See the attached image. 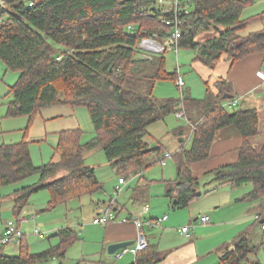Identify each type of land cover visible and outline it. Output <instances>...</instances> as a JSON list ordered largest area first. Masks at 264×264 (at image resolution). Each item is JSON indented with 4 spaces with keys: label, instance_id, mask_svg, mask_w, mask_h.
I'll return each mask as SVG.
<instances>
[{
    "label": "trees",
    "instance_id": "1",
    "mask_svg": "<svg viewBox=\"0 0 264 264\" xmlns=\"http://www.w3.org/2000/svg\"><path fill=\"white\" fill-rule=\"evenodd\" d=\"M179 1L178 15L183 23L179 48L194 50V60L214 69L224 55L236 62L264 52V28L241 34L251 22L264 18V12L243 18L245 8L256 0ZM174 21L173 5L160 0H0V58L9 70L19 72L10 91L13 99L8 116H29L32 122L45 108L82 105L89 109L95 129V137L87 143L82 142V129L62 130L55 148L59 160L41 166L34 163L26 141L0 145V203L4 186L33 174H39V183L15 191L19 210L43 189L51 194L52 208L100 191L95 169L85 164V152L96 148L105 151L126 182L141 175L165 157L162 145L159 151L146 152L151 147L146 139L149 127L171 112L185 110L187 116L198 113L199 119L192 124L191 147L175 155L178 185L189 184L176 206H188L201 195L194 193L199 179L193 177L191 167L210 157L220 130L232 127L243 137L239 160L212 174L223 184H251L253 189L243 199L255 202L256 213L264 215V145L259 149L254 142L261 133L258 110L229 111L232 108L223 105L221 94L215 95L209 87L203 99L193 97L185 86L181 100L168 98L158 103L156 84L177 82L179 77L178 70H167L168 50L152 59L134 60L144 37L158 33L162 44H170ZM129 25L135 26L134 32ZM210 31L215 35L199 38ZM153 153L157 159L148 164ZM172 191L167 194L171 196ZM248 233L226 248L218 264H260L250 259L258 247L249 244ZM58 235L57 246L40 253H30L22 244L19 254L8 255L1 247L0 264H37L56 256L63 259L78 235L70 227L62 228ZM152 251L150 245L147 253ZM152 255L140 258L137 264H156L157 255Z\"/></svg>",
    "mask_w": 264,
    "mask_h": 264
},
{
    "label": "rangeland",
    "instance_id": "2",
    "mask_svg": "<svg viewBox=\"0 0 264 264\" xmlns=\"http://www.w3.org/2000/svg\"><path fill=\"white\" fill-rule=\"evenodd\" d=\"M172 2L173 0H165L164 3L172 4ZM263 12L264 0H256L252 5L245 8L243 18L247 19ZM263 28L264 18H261L251 22L241 34L246 35L250 32L260 31ZM213 35H215V32L210 31L202 34L199 38L206 39ZM159 38L158 33L153 37L142 38L139 43L140 52H144L141 48L144 40L151 39L161 43L162 41ZM144 53L149 55L151 59L153 55L159 54L157 51L149 50H145ZM195 57L196 52L192 49L179 48L178 53L169 50L166 53L167 70L174 72L179 67L180 73L184 77L186 88L191 89L193 97L200 99L206 95L207 87L197 71L194 70L193 62ZM18 79L19 72L9 70L0 58V145L26 141L34 163L37 166H41L59 160L58 155L55 154V148L58 145L59 133L62 130L82 129L83 143H87L95 137V129L89 109L82 105H57L45 108L35 115L32 122H30L29 116L9 117L8 107L13 99L10 91ZM156 86L154 96L158 103L164 101L163 98L165 96L178 100L183 98L181 90L175 81H159ZM240 108L241 103L228 110L233 111ZM189 117L190 115L178 118L176 112H171L166 116L165 122H159L158 126H156L158 127L157 132L155 131V123L149 127L151 133L157 134L155 138L162 143L164 153L169 152L172 156L166 159L167 164L165 166L159 162L145 170L141 175L142 177L135 175L129 178L126 184L122 185L123 190L117 198L115 196V188L116 185H119L120 174L112 167L102 148L85 152V164L95 169L102 185V189L94 194L70 198L52 208L49 203L51 194L48 190L43 189L34 193L30 197L28 204L19 210L20 207L16 206L15 197L17 193L15 191L23 186H35V184L40 182L39 174H33L21 182L4 186L1 191L3 197L0 203V235L3 234L4 227L9 220L19 222L23 216L28 217L29 220L27 222H19L25 235L23 244L30 253H40L57 246L61 240L58 235L59 231L62 228L70 227L76 231L78 239L70 245L62 261L70 262L69 264L79 263L84 258L82 255L83 239L87 241V247L95 245L94 238L98 234V229L94 226V219L98 217L99 208H105L116 200V205L120 209L122 208L118 213L119 218L120 216L128 215L130 212L142 209L141 206L143 207L144 202H150V199L161 196V194L164 195L166 184L163 180H172L177 177V162L174 157L176 149L179 146H182L183 149L191 147L192 126ZM173 127L176 130H182V137L171 131ZM146 139L150 144H153L152 146L157 145L155 144L157 142L155 139L148 136ZM155 159H157V155L152 154L148 157L147 162L152 163ZM60 174L63 175L62 170H60ZM150 183L151 188L148 195L142 196L141 199L132 197L136 186ZM213 183L212 177H204L200 180L198 189L206 190L213 187ZM251 187V184H245L241 188H237V190L246 191L252 189ZM104 200L105 203H103ZM99 203L100 205H98ZM184 211L169 205L166 210L155 209V216L163 217L168 214L171 219L169 223L178 224L182 221L185 222ZM32 217H35V220ZM36 229L39 230V234L35 233ZM163 229L162 225L155 227V240H159L158 234L161 235L164 231ZM246 236L250 245L258 247L256 253H253L250 259L264 264V228L261 220L254 223V226ZM3 252L8 255H16L20 250L19 247L6 246L3 248ZM60 260L61 258L56 256L37 264H60ZM85 260L87 261L89 258L85 257Z\"/></svg>",
    "mask_w": 264,
    "mask_h": 264
},
{
    "label": "crops",
    "instance_id": "3",
    "mask_svg": "<svg viewBox=\"0 0 264 264\" xmlns=\"http://www.w3.org/2000/svg\"><path fill=\"white\" fill-rule=\"evenodd\" d=\"M193 67L206 84V89L209 87L215 95L221 94L223 105L227 100L235 98L238 99L236 106L241 103L240 109L255 108L258 110L261 133L255 137L254 142L257 148L260 149L264 145V52L249 55L236 62H233L227 55H224L214 69L201 61L194 60ZM221 84H224L222 85L223 89L221 88ZM227 95H231L233 98H225ZM205 97L206 95L203 98ZM168 98L171 97L165 96L163 99ZM189 118L191 119L190 124L192 126L199 119V114L192 112ZM163 121L165 122L166 119ZM159 122L155 123L156 132L158 131V127L156 126H158ZM171 131L182 137L181 129L176 130L173 127ZM156 135L149 131L147 136L156 140ZM156 141L155 144L162 145L160 140ZM148 144L151 147L153 145L149 142ZM242 145L243 137L235 128L231 127L220 130L212 145L210 157L207 160L194 163L191 167L193 177L199 179V185L200 180L204 177H212L214 182L213 187L201 190L198 189V185L194 189V193L198 192L201 194L200 196L194 198L188 206H176L181 192L189 187V184L186 182L183 185H178L177 166V177L172 180H163L166 184L164 195L161 194V196L155 197L156 199L152 198L150 202H144L143 207L141 206L142 209L120 216L115 221L107 224L94 223V226L98 229V234L94 238L95 245L87 247V241L83 239L82 255L84 258L77 264H137L140 258L147 257V259H150L153 253L157 255L158 260L156 264H218L226 248L233 247L236 240L248 232L257 221L255 217V215H258L255 210L256 203L243 199L253 187L250 190L239 191L237 188H241L242 186L235 187L231 183L223 184L217 180V174H212L213 171L222 166L237 162ZM176 150L174 157L183 148L179 146ZM152 165L154 164L150 166ZM150 188L151 183L142 184V186L138 185L134 188L132 197L134 199H141L142 196L148 195ZM171 188H173V191L171 196H169L167 192ZM103 203H105V200ZM169 205L185 210V222L182 221L178 224L169 223L171 219L168 214H165L168 218L162 222L164 231L161 235L158 234L159 240H155V227L144 224L143 230L148 237L150 245H152V254L151 252L150 254L147 253L150 247L148 250L136 253V244L125 248L127 250L121 249L116 253H109L108 247L111 243L129 240H136L137 242L139 235L138 228L133 223H123V218L141 216L145 222L148 220L155 221L162 218V216H155V209L166 210ZM111 208L114 210L117 208L115 211L118 213L122 210L121 208L118 211L120 209L118 205L115 204L112 207L110 203L105 208H99L98 215L107 212ZM204 215H208L211 218L208 224H202L200 221V218ZM188 225L192 226L190 232H181V229ZM85 257H88L89 260L86 261ZM60 261V264L70 263L63 262L62 259Z\"/></svg>",
    "mask_w": 264,
    "mask_h": 264
},
{
    "label": "built area",
    "instance_id": "4",
    "mask_svg": "<svg viewBox=\"0 0 264 264\" xmlns=\"http://www.w3.org/2000/svg\"><path fill=\"white\" fill-rule=\"evenodd\" d=\"M161 3H164L165 0H160ZM173 4V8L175 10V21H174V26L172 29V42L170 44L164 45L162 43H157L156 41H153L151 39H146L142 42V49H145L146 51H157L159 53H165L167 50L169 51H174L176 53H178L179 51V41L183 35V23L179 18V8H180V1L179 0H173L172 2ZM186 12H188L186 10ZM129 30L133 31L135 30V26L133 25H129L128 26ZM178 72H179V77L177 79V85L181 90L182 95L184 94V90H185V80L184 77L182 76V74L180 73L179 67H178ZM263 80H264V75H263ZM238 103V99H229L226 101V103L224 104V106L229 107V108H233L237 105ZM176 115L178 118H184L187 117V113L185 110H180L178 112H176ZM172 154L167 152L165 154V157L162 158V160H160V163H162V165H166V159L171 157ZM126 184V181L123 178L119 179V185L116 186L115 188V196L116 198L118 196H120L123 188L122 185ZM116 204V200L111 202V206L114 207ZM168 218L167 215H165L162 218L156 219L154 220H148L147 222H145L141 216H130V217H125L122 219L123 223H133L136 225V227L139 230V235H138V239L136 242V247H135V252L139 253L145 250H148L150 247V243L148 240V237L146 235V233L143 230L144 224H148L151 227H156V226H161L162 222L164 220H166ZM32 219L35 220V217H32ZM118 219V212L115 211L113 208H111L110 210H108L105 213H101L100 215H98V217H96L94 219V223L96 224H107L110 223L111 221H115ZM256 219L257 220H261L262 223V227L264 228V217L260 216V215H256ZM29 220L28 217L23 216L19 222H27ZM211 218L208 215H204L200 218V221L202 224H208L210 222ZM18 221H14V220H9L6 225H5V229L3 234L0 236V248L1 247H6V246H12V247H19V250L22 247L23 244V238H24V233L19 225ZM192 229V226L188 225V226H184L181 229V232L183 233H189L190 230ZM35 233L39 234V230L36 229ZM127 250V249H125Z\"/></svg>",
    "mask_w": 264,
    "mask_h": 264
},
{
    "label": "water",
    "instance_id": "5",
    "mask_svg": "<svg viewBox=\"0 0 264 264\" xmlns=\"http://www.w3.org/2000/svg\"><path fill=\"white\" fill-rule=\"evenodd\" d=\"M143 51L145 52V50L143 49ZM144 52H137L134 55V60L137 59H141V60H148L151 59V57L149 55H147ZM233 98V96L231 95H227L225 98ZM161 149L160 145H155L152 147H149L146 152H156L159 151ZM176 202V201H175ZM115 210H117V208H115ZM136 244V240H129V241H122V242H116V243H111L108 247L109 253L113 254L116 253L117 251L121 250V249H125L131 245Z\"/></svg>",
    "mask_w": 264,
    "mask_h": 264
}]
</instances>
